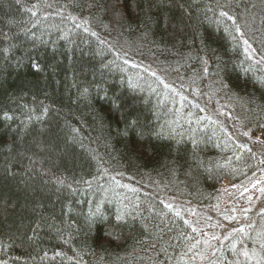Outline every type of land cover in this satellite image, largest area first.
<instances>
[{
	"label": "trees",
	"instance_id": "trees-1",
	"mask_svg": "<svg viewBox=\"0 0 264 264\" xmlns=\"http://www.w3.org/2000/svg\"><path fill=\"white\" fill-rule=\"evenodd\" d=\"M263 177L264 0H0L4 264H256Z\"/></svg>",
	"mask_w": 264,
	"mask_h": 264
},
{
	"label": "rangeland",
	"instance_id": "rangeland-1",
	"mask_svg": "<svg viewBox=\"0 0 264 264\" xmlns=\"http://www.w3.org/2000/svg\"><path fill=\"white\" fill-rule=\"evenodd\" d=\"M235 126L239 129V127H238L239 125L238 124H236ZM232 131L234 132L235 137H237L238 130L233 128ZM237 139L242 143V140L239 137H237ZM262 190H264V177L259 183H255L254 185H252L250 188H248L244 192V197H243L244 198V203H243V205L246 206V207L238 209L237 207H233V206H236V204L227 202L228 203V207H226L225 209H222L221 212H225V216L235 217V219H226L225 218L222 221L220 218H217L215 216V218L217 219L216 221L218 223H222V225H218L217 229L214 227V229H216L215 231L216 232L222 231V229L224 227H227V226L230 225L229 223L231 221L239 220V219L245 217L246 214L249 215L251 213V211H250L251 209H252V211H257V209H258L257 205H256L257 201L264 197V191H262ZM249 207L251 209H248ZM196 208H197L196 206L193 207L192 211L195 210ZM232 208H234V209H232ZM197 210H199L198 213L193 211L196 215H205L204 214L206 212L205 209L198 208ZM212 224H213V222L211 223V225ZM233 229L234 228H231L229 230V232H231ZM205 241H207V243H205ZM223 241H225V240H223ZM212 246H213V243L210 242L209 240H202V241H200V243L198 244L197 248L194 251L186 253V257H187V259L190 262L193 259L194 260L201 259L202 257H204L207 254L208 250H210V247H212Z\"/></svg>",
	"mask_w": 264,
	"mask_h": 264
},
{
	"label": "snow or ice",
	"instance_id": "snow-or-ice-1",
	"mask_svg": "<svg viewBox=\"0 0 264 264\" xmlns=\"http://www.w3.org/2000/svg\"><path fill=\"white\" fill-rule=\"evenodd\" d=\"M220 16L221 17H225L228 20H231L233 22V24H235V18L232 16H229L228 12L226 11H221L220 12ZM235 31L237 33H240L241 36L243 35L241 33L240 27L238 25H236L235 27ZM243 43L245 45L248 44L247 40H244ZM250 47V46H249ZM245 51H248V48L245 49ZM250 55V53H249ZM47 111V109H45V112ZM245 136L249 135V133H244ZM264 191V190H262ZM171 207V206H169ZM177 215H179L180 213L177 212ZM261 214H264V209H261ZM226 219H235V217H230V216H226ZM117 219H121V217H117ZM249 234L248 232L245 230L244 227H240L238 229L234 228L230 233H228V235H226L224 237V240H228L229 241V245L228 247L232 250V251H236L237 249V245L240 244L241 245V254L249 260H255L256 264H264V231L261 232H257L255 238L249 237V239H253L254 242L258 241L260 243V251L258 252L255 248L249 250L247 248V246H245L243 244V237H248ZM213 239H217V237H213ZM205 243H207V241H205ZM55 255L59 256L62 255L61 253L57 252ZM47 257V253L44 254V257H41L42 259ZM0 264H4V261H0Z\"/></svg>",
	"mask_w": 264,
	"mask_h": 264
}]
</instances>
